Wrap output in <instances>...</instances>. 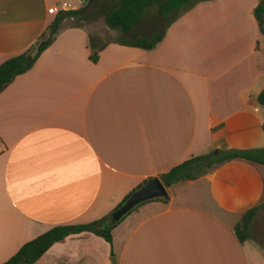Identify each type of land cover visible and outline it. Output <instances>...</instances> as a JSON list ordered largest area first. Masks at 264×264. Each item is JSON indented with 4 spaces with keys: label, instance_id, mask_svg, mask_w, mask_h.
I'll use <instances>...</instances> for the list:
<instances>
[{
    "label": "crops",
    "instance_id": "0c3cea01",
    "mask_svg": "<svg viewBox=\"0 0 264 264\" xmlns=\"http://www.w3.org/2000/svg\"><path fill=\"white\" fill-rule=\"evenodd\" d=\"M61 3L81 7L0 0V65L40 41L55 17L48 9ZM258 4L201 2L148 51L61 24L0 93V264L54 227L107 216L189 159L264 149ZM91 42L101 48L95 63ZM165 190L167 201L145 202L113 229L111 245L71 235L34 264H264L261 247L235 235L242 216L264 206V165L232 160Z\"/></svg>",
    "mask_w": 264,
    "mask_h": 264
},
{
    "label": "trees",
    "instance_id": "16d2710c",
    "mask_svg": "<svg viewBox=\"0 0 264 264\" xmlns=\"http://www.w3.org/2000/svg\"><path fill=\"white\" fill-rule=\"evenodd\" d=\"M206 1L213 0H89L85 7H80L77 10L58 12L35 46L17 56L9 58L0 65V93L12 84L16 77L27 73L33 67L42 52L52 44L61 28V24L65 21H70L72 23L70 27L72 28H81L82 23H88L95 17L102 18L107 28L119 31L123 36L131 34L132 39L130 41L122 37L116 43L148 51L152 50L162 40L166 28L175 22L181 14L189 11L195 5ZM149 9H155L156 15L166 19L167 23L164 29L154 37L140 38L134 30L141 23L143 14ZM253 17L261 34L264 36V0H259V4L253 10ZM42 43L44 45L40 46ZM100 50L101 48H94L91 42V54L89 56L91 62L95 63L97 61V53ZM256 100L259 106H264V90L257 96ZM236 159L264 165V149L218 151L216 154L192 158L161 175L159 181L165 188H169L179 182L193 181L214 167ZM154 180L155 178L144 180L123 199L116 209L123 205L132 193ZM143 204L136 206L134 209ZM258 208L256 207L247 211L235 228V235L239 242L251 240L249 237V227ZM111 214L85 225L54 227L45 234L23 245L15 255L2 264H34L53 244L64 240L68 236L81 233L93 234L111 245L113 229L127 216L125 215L118 222H113Z\"/></svg>",
    "mask_w": 264,
    "mask_h": 264
},
{
    "label": "rangeland",
    "instance_id": "374dc122",
    "mask_svg": "<svg viewBox=\"0 0 264 264\" xmlns=\"http://www.w3.org/2000/svg\"><path fill=\"white\" fill-rule=\"evenodd\" d=\"M167 23L166 19L156 15L155 9H149L142 16L141 23L135 28V33L140 38H151L160 33ZM264 25V20H263ZM65 26H72L70 21H66ZM82 28L86 29L99 44H105L117 41L124 37L130 41L131 34L123 36L119 31L107 28L102 18L95 17L88 23H82ZM249 237L255 244H258L264 251V207H259L255 213V217L249 227Z\"/></svg>",
    "mask_w": 264,
    "mask_h": 264
},
{
    "label": "water",
    "instance_id": "95a60500",
    "mask_svg": "<svg viewBox=\"0 0 264 264\" xmlns=\"http://www.w3.org/2000/svg\"><path fill=\"white\" fill-rule=\"evenodd\" d=\"M79 1L81 3V7H85L89 0ZM43 45L44 43H42L40 46ZM154 199H162L164 201L168 200L166 190L158 179H155L154 181L132 193L123 205L112 212L111 220L113 222H118L136 206ZM111 262H113V259H111Z\"/></svg>",
    "mask_w": 264,
    "mask_h": 264
},
{
    "label": "built area",
    "instance_id": "2783aa9c",
    "mask_svg": "<svg viewBox=\"0 0 264 264\" xmlns=\"http://www.w3.org/2000/svg\"><path fill=\"white\" fill-rule=\"evenodd\" d=\"M70 6L67 3H61L58 7H51L48 9V14L50 15H56L58 12H66L68 11ZM263 131H264V125H263Z\"/></svg>",
    "mask_w": 264,
    "mask_h": 264
}]
</instances>
